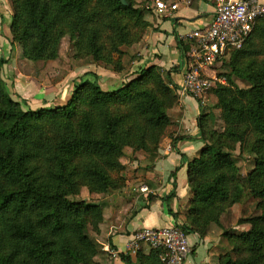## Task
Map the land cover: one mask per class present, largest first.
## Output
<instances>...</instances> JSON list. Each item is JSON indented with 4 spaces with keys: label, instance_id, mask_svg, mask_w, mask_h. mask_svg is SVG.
I'll list each match as a JSON object with an SVG mask.
<instances>
[{
    "label": "trees",
    "instance_id": "obj_1",
    "mask_svg": "<svg viewBox=\"0 0 264 264\" xmlns=\"http://www.w3.org/2000/svg\"><path fill=\"white\" fill-rule=\"evenodd\" d=\"M11 1L9 43L18 42L23 56L34 62L55 60L68 34L79 54L117 68L112 56L120 57L119 48L137 42L150 26L145 19L150 9L136 0H125L129 6L119 0ZM176 45L188 61L189 46L180 39ZM227 53L226 83L209 90L225 127L216 133L203 114L197 118L203 146L187 163L189 198L179 226L186 235L203 238L209 225L249 191L260 200V214L239 220L250 225L247 231L224 233L235 257L227 255L220 264H264V18L256 19L241 48ZM7 61L0 57V71ZM177 71L171 68L163 76L155 65L142 67L135 78L110 90L86 73L63 105L27 110L0 81V264H96V246L86 230L97 229L102 209L69 197L80 186L95 193L120 189L122 180L111 173L123 170L119 159L125 148L149 160L158 156L171 124L167 111L178 102L168 87ZM234 77L247 88H238ZM236 143L241 153L246 149L254 156L245 177L230 152ZM167 212L176 216L169 207ZM118 256L124 264H165L155 249Z\"/></svg>",
    "mask_w": 264,
    "mask_h": 264
},
{
    "label": "crops",
    "instance_id": "obj_2",
    "mask_svg": "<svg viewBox=\"0 0 264 264\" xmlns=\"http://www.w3.org/2000/svg\"><path fill=\"white\" fill-rule=\"evenodd\" d=\"M186 1L176 2L178 8L170 17H154V25L147 31L141 45L142 51L139 54L142 58L140 63L135 65L136 70L150 65H157L165 71L177 67L178 71L171 73V81L177 88L183 83L187 60L177 47L176 40L180 39L184 45L190 47V42L184 40V36L211 23L215 0ZM174 3L175 1H172L170 4ZM9 63L3 70L4 82L9 85L10 93L21 103L24 110L66 103L75 82L84 77L72 79L66 85H64L66 78H63L61 83L41 89L42 93L34 86L23 93L22 88L15 83L16 78L22 75L13 73ZM215 64L206 71L209 77L216 76L215 70L211 69ZM95 75L98 76L99 86L103 88L101 85H104V90L114 89L123 83L108 75L107 78ZM176 91L179 94L178 89ZM202 101L203 106L192 97L179 94V107L170 113L174 125L167 128V134L159 145L158 156L154 160H149L145 153L139 152L134 155L138 159V167L137 162L133 160L130 165L132 175L129 177V185L108 205L102 228L104 236L110 227L112 235L109 237L108 245L117 255L110 257L102 253L95 258L98 264H124L118 255L125 252L131 235L137 230L158 229L184 223L189 198L187 163L203 146L198 136L197 118L204 107L215 103L216 100L208 93ZM140 188H146L147 191L140 192ZM172 192L175 196L164 202L162 199ZM167 206L176 214L175 217L168 214ZM188 239L193 253L191 251L184 264L214 263L215 253L210 251L208 237L202 239L197 234H191ZM146 249L147 246H141L142 251Z\"/></svg>",
    "mask_w": 264,
    "mask_h": 264
},
{
    "label": "rangeland",
    "instance_id": "obj_3",
    "mask_svg": "<svg viewBox=\"0 0 264 264\" xmlns=\"http://www.w3.org/2000/svg\"><path fill=\"white\" fill-rule=\"evenodd\" d=\"M155 1L156 0H136V5L141 4L144 9H150V11L147 10L148 14L145 16V19L150 23V26L146 29L144 35L141 36V38L137 42H134L127 46H121L119 48L123 53L120 57L116 54L112 56L113 61L117 62V68H115L114 64H106L101 61L95 62L91 56L79 54L76 47L74 46L75 39L71 38L68 34L64 35L61 38L58 47V56L55 60L34 62L26 59L22 54L21 45L18 42H14L11 45L8 40L10 36L9 26L11 23V17L13 16L12 1L0 0V16H3L2 24L0 20V57L2 56L3 58L8 60L0 71V81L3 91L14 101H17L16 98L10 93L9 85L4 82L3 70L4 67L9 63V61L11 71L15 74L22 75L19 78H16L17 82L15 81V83L22 88L21 90L23 91V93L29 90L30 87L32 88V86L40 89V92L42 93L41 89H45L52 84L61 83V80L63 78H66L64 82V85H66L72 79H80L81 77L86 75V71L102 75V77H106V75H108V77L110 78L119 80L120 83L129 82L130 80L135 78L138 73L135 65H138L140 63V59L142 58V56H140L139 54L140 51H142L141 45L147 31L152 29V26L155 22ZM161 1L166 4L171 3L172 1H175V3L180 2V0ZM230 54L231 53H227L220 60L216 61V64L211 67L212 70H215V74L218 79H222L225 81L223 75L228 74L230 71L229 67L227 66ZM155 66L160 69L163 76H165L166 72L169 71H165L157 65ZM144 67L146 68L149 66ZM18 80L21 82H18ZM80 81H76L75 83L78 84ZM233 81L238 88H247L246 83L241 82L237 78L234 77ZM217 85L218 83L215 84V87ZM101 86L105 89L103 84ZM168 87L172 89L178 100L177 104L167 111V114L171 120V124L169 126H172L174 125V122L172 121L170 113L175 111L179 107V94L175 91L173 84H168ZM103 88L101 89L104 90ZM63 104L64 103L54 105V107L59 105L61 106ZM215 105L216 101L215 103H212L211 105L209 104L207 107H204V110L201 114L204 115L206 126L210 131L222 133L225 124L221 118L219 109H217ZM167 128L166 134L168 130ZM139 152L141 151H134L131 148H125L123 156L119 159V162L124 167L123 170H121V172L118 174L111 173L113 177H117L122 180L123 186L120 189L110 190L106 193H95L90 192L86 186H80L78 193L69 197L70 200L84 201L99 205L102 209V219L97 225V229L95 230L91 226H88L86 230L88 237L94 242L96 246L97 254L95 258L102 253L112 257L106 251V247L112 249L108 245L109 237H111L112 235V232L109 231L110 227L108 228V232L106 233V235L103 236L102 233V228L105 224L107 207L114 198H117L118 194L124 192V189L128 187L129 177L132 175L130 165L134 160L137 162L138 167V159L134 155ZM230 152L233 158H235V164L239 170L240 175L242 177H245L254 168V156L249 154L246 149L241 153L239 143H236L234 145V148ZM259 202L260 200L254 199L252 196H250L249 191H244L239 203H235L227 207L226 210L220 215L218 223L209 225L203 238L208 237L207 240L210 239L208 242L210 244V251H212V253H215L213 264H220L221 259H223L227 255L231 256L232 258L235 257V254H233L232 252V244L230 243L228 238L224 236V233L227 232L228 234H237L241 231H247L250 228V225L240 223L239 220L260 214V210L256 207ZM149 250L150 249L148 247L144 251L140 249V251L145 254H147ZM95 258L94 262L98 264L95 261Z\"/></svg>",
    "mask_w": 264,
    "mask_h": 264
},
{
    "label": "built area",
    "instance_id": "obj_4",
    "mask_svg": "<svg viewBox=\"0 0 264 264\" xmlns=\"http://www.w3.org/2000/svg\"><path fill=\"white\" fill-rule=\"evenodd\" d=\"M177 8L176 3L154 2L156 17L168 18ZM259 18H264V1L215 0L211 23L184 36V40L190 42V47L184 80L178 88L179 94L192 97L203 106L202 99L209 90L217 83H225L216 76L209 77L207 69L224 57L228 50L241 48ZM146 191V188H140V192ZM142 245L160 251L159 257L165 264H184L192 249L188 235L177 224L135 231L123 254L133 257ZM106 251L111 256L117 255L109 247H106Z\"/></svg>",
    "mask_w": 264,
    "mask_h": 264
},
{
    "label": "water",
    "instance_id": "obj_5",
    "mask_svg": "<svg viewBox=\"0 0 264 264\" xmlns=\"http://www.w3.org/2000/svg\"><path fill=\"white\" fill-rule=\"evenodd\" d=\"M120 3L123 5V6H129V3L126 2L125 0H119Z\"/></svg>",
    "mask_w": 264,
    "mask_h": 264
}]
</instances>
